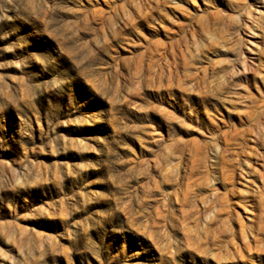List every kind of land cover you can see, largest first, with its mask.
<instances>
[{
    "label": "rangeland",
    "instance_id": "obj_1",
    "mask_svg": "<svg viewBox=\"0 0 264 264\" xmlns=\"http://www.w3.org/2000/svg\"><path fill=\"white\" fill-rule=\"evenodd\" d=\"M251 2L0 0V264H264Z\"/></svg>",
    "mask_w": 264,
    "mask_h": 264
},
{
    "label": "bare ground",
    "instance_id": "obj_2",
    "mask_svg": "<svg viewBox=\"0 0 264 264\" xmlns=\"http://www.w3.org/2000/svg\"><path fill=\"white\" fill-rule=\"evenodd\" d=\"M143 3H145L144 1H143ZM140 5H142V3L140 4ZM251 5H254V7H256V9L254 10V8H253V11H254V16H249L248 15V12L246 11V14H245V16H244V18H241V14L240 13H238L237 15H236V17H237V19H236V29H235V35H236V38L238 37V35H239V32H238V24H240V25H242V27L243 26H247L248 28H249V30H247V32H244V34H246V35H248L250 38H256L257 37V35L256 34H254V28H256L257 27V25H258V22H260L261 20V14L260 13H262V11L260 10V8H257V7H263L264 6V0H252V2L250 3V6ZM249 6V7H250ZM247 20V21H246ZM247 22H249V24L247 23ZM239 25V26H240ZM254 40H249V38L248 39H246V42H249V43H255V42H253ZM240 42V38L238 37L237 39H236V41H235V43H233V45L234 46H237L238 45V43ZM246 49V51L249 53V54H253L252 52H253V50H252V48H245ZM239 57H241L242 58V60H240V62L238 61V64L240 65V69L241 70H239V68H236V71L233 73V74H235L236 76H239V74H240V72H244L245 71V69H247L246 67H245V56L243 55V52H240L239 53V55H238ZM250 62V61H249ZM251 63V62H250ZM214 159H216V157H217V152H214L213 153V156H212ZM246 166H247V164H246ZM245 171V170H244ZM248 218V217H247Z\"/></svg>",
    "mask_w": 264,
    "mask_h": 264
}]
</instances>
